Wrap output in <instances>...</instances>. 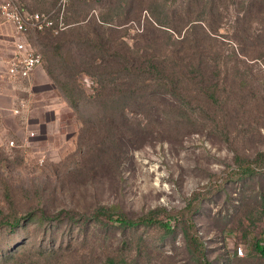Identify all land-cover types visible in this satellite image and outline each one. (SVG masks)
I'll list each match as a JSON object with an SVG mask.
<instances>
[{"label": "rangeland", "instance_id": "rangeland-1", "mask_svg": "<svg viewBox=\"0 0 264 264\" xmlns=\"http://www.w3.org/2000/svg\"><path fill=\"white\" fill-rule=\"evenodd\" d=\"M64 20L19 38L43 63L1 120L0 264H201L199 246L264 264V0H66ZM0 24L11 82L17 35ZM101 207L171 230L121 229Z\"/></svg>", "mask_w": 264, "mask_h": 264}, {"label": "built area", "instance_id": "built-area-1", "mask_svg": "<svg viewBox=\"0 0 264 264\" xmlns=\"http://www.w3.org/2000/svg\"><path fill=\"white\" fill-rule=\"evenodd\" d=\"M65 4L66 0H62L52 11L31 13L26 11L17 0H0V17L13 27L17 35L14 53L6 69L9 80L12 82L27 80L42 65L41 54L30 50L19 38H24L31 31H50L53 34L64 31L67 27L64 20ZM14 112L19 113V109ZM11 145L14 143L11 142ZM240 254H243L242 250Z\"/></svg>", "mask_w": 264, "mask_h": 264}, {"label": "trees", "instance_id": "trees-1", "mask_svg": "<svg viewBox=\"0 0 264 264\" xmlns=\"http://www.w3.org/2000/svg\"><path fill=\"white\" fill-rule=\"evenodd\" d=\"M132 67L135 68H140V64L137 63L136 61L132 60V63H130ZM142 67L145 69V71L148 74H151L154 76L155 79H159L158 82L162 83L163 81L169 82V76H175L173 72L171 75H166L168 73V69L163 66V64L150 59L147 63H143ZM170 73V72H169ZM263 207H264V196H263ZM97 218L95 220H100V221H107L108 223H112L116 225V227H119L121 229H127V228H137L140 226H150V225H160L168 230H171V226L169 224H165L158 220V218L154 215L153 212L148 214L147 216L141 217L139 219H130L128 217H125L124 215L117 214L110 209H107L105 207H101L98 209L96 212ZM199 251H201V259L200 263L201 264H211L205 257L203 251L201 250V247H198ZM255 250L264 257V246L261 245L260 242H257L255 245Z\"/></svg>", "mask_w": 264, "mask_h": 264}, {"label": "crops", "instance_id": "crops-1", "mask_svg": "<svg viewBox=\"0 0 264 264\" xmlns=\"http://www.w3.org/2000/svg\"><path fill=\"white\" fill-rule=\"evenodd\" d=\"M1 26L2 25L0 24V59L3 56V53H2L3 51L2 50L4 49L3 48V40H2L3 38L1 36V32H2V27ZM4 77H5V75H1L0 74V127L2 125L1 120H3L4 116H5L6 106L9 107L10 113L12 114V116L15 115V114H18V113H15L14 111L16 109H19V106L15 107V104H16L15 92H16L17 88L14 85V83H12L11 80H10L11 82H6V80H4ZM9 89H11L12 95H10L8 93L10 91ZM7 94H9V95H7ZM4 101L7 102V105H5L3 103ZM17 105H18V103H17Z\"/></svg>", "mask_w": 264, "mask_h": 264}]
</instances>
